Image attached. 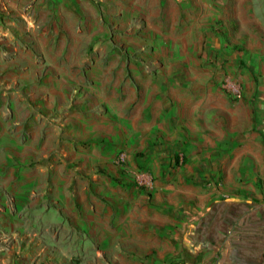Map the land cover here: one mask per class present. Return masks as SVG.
Here are the masks:
<instances>
[{
  "label": "crops",
  "instance_id": "obj_1",
  "mask_svg": "<svg viewBox=\"0 0 264 264\" xmlns=\"http://www.w3.org/2000/svg\"><path fill=\"white\" fill-rule=\"evenodd\" d=\"M105 2L0 0V264H164L156 254L144 258L140 253L151 244L145 234L161 228L138 225L143 236L136 237L131 235L127 224L112 227L109 211L103 212L106 202L99 196L107 192L103 182L108 180L97 173L91 179L81 174L74 177L75 167L64 156L68 151L73 160L79 159L86 151L82 138L111 132V128L100 129L97 121L106 120L108 113L120 109L104 101L108 108L105 114L103 104L98 103L100 107L96 109L87 102V93L97 89L99 94L109 84L136 88L130 85L131 64L125 51L113 49L111 33L101 27L104 20L97 9L99 3ZM86 11L94 14L89 29L86 16L90 15ZM106 55L112 60H104ZM115 57L120 64L119 60H113ZM116 66L125 77L113 81L106 74ZM90 69L102 74L87 81ZM69 72L72 77L67 76ZM158 103L160 129L156 132L161 135L169 130L166 122L173 107L171 98L163 97ZM257 124L264 130L263 115H259ZM255 144L258 154L252 163L246 158L243 169L255 170L260 180L250 184L237 180L240 194L228 202L229 206L223 205L202 216L188 236L182 237L185 243L179 247V233L177 230L173 233L170 243L175 249L184 246L187 255L193 256L191 260L201 252L199 258L205 257L209 264H264V157L259 154L260 149L264 150L263 134L256 137ZM102 146L106 145L94 140L91 145L94 154L87 155L98 158ZM216 147L214 154L220 160L226 147L224 144ZM51 151L61 163H50ZM122 151L128 154L126 149L119 153ZM119 153L114 163L122 170L116 162ZM128 160L131 166L141 163L130 161L129 154ZM174 160L182 163L183 159ZM240 162L238 155L230 160ZM83 167L85 171L91 168L85 164ZM155 184L156 190L157 181ZM113 187L125 191L110 185L112 190ZM155 190L151 197L155 196ZM143 194L150 197L144 191ZM143 207L154 214L164 210L152 204ZM164 211L163 214L168 213ZM121 219L129 222L127 215ZM136 250L139 252L134 253ZM165 264H174L173 259Z\"/></svg>",
  "mask_w": 264,
  "mask_h": 264
},
{
  "label": "rangeland",
  "instance_id": "obj_2",
  "mask_svg": "<svg viewBox=\"0 0 264 264\" xmlns=\"http://www.w3.org/2000/svg\"><path fill=\"white\" fill-rule=\"evenodd\" d=\"M97 10L104 20L101 27L111 33L113 49L125 51L131 64L130 85L136 88L109 84L99 94L97 89L86 92L87 102L94 108L107 101L120 109L108 113L103 104V113L110 116L97 123L100 129L111 128V132L82 138L86 151L79 159L73 160L68 151L64 156L75 167L74 177L81 174L91 179L97 173L108 180L102 183L107 192L99 196L106 202L103 212L112 211L107 213L112 227L127 224L136 237L143 236L138 225L161 228L145 234L151 244L141 249L142 257L156 254L164 264L170 258L174 264H209L205 257L199 258L201 252L193 261L184 246L175 249L170 240L177 230L179 247L185 243L182 237L188 236L202 216L229 206L228 202L241 192L237 180L247 184L260 180L255 170L243 166L246 158L252 163L258 154L256 137H264V130L257 124L259 115L264 116V0H107L99 3ZM86 14L90 15L86 16L89 29L94 14ZM69 41L72 47L73 41ZM83 43L86 45V41ZM103 59L110 61L112 57ZM96 72L90 69L86 80L102 74ZM106 75L113 81L125 77L118 66ZM230 81L240 84L241 97L230 93ZM163 97L171 98L173 108L166 122L169 130L160 135L156 132L160 129L158 102ZM95 115L92 117L97 120ZM94 140L106 146L97 152L98 158L92 159L87 154H94ZM218 144L226 147L220 160L214 154ZM122 149L128 151L130 161L141 162L133 163L134 168H145L153 175L158 184L154 197L135 189V183L115 166L114 159ZM259 154L264 157V150ZM233 155H238L241 162L230 163ZM176 157H181L182 163L175 161ZM49 158L50 163H61L54 151ZM84 164L90 170L85 171ZM110 185L125 191L112 190ZM142 199L144 203H140ZM148 204L168 213H149L143 207ZM125 215L129 222L121 219Z\"/></svg>",
  "mask_w": 264,
  "mask_h": 264
},
{
  "label": "built area",
  "instance_id": "obj_3",
  "mask_svg": "<svg viewBox=\"0 0 264 264\" xmlns=\"http://www.w3.org/2000/svg\"><path fill=\"white\" fill-rule=\"evenodd\" d=\"M1 22L2 16L0 14V23ZM227 87L234 96H242L243 91L240 84L235 81H230L227 83ZM116 162L124 171L125 177L135 183L138 188L142 189L147 194H151L154 191L155 180L153 175L145 169L132 167L128 160V154L125 151L119 153Z\"/></svg>",
  "mask_w": 264,
  "mask_h": 264
}]
</instances>
